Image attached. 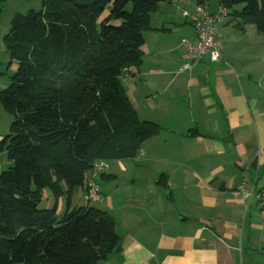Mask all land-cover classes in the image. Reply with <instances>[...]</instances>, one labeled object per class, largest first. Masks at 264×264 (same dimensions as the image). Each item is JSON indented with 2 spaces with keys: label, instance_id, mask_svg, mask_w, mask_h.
Wrapping results in <instances>:
<instances>
[{
  "label": "crops",
  "instance_id": "obj_1",
  "mask_svg": "<svg viewBox=\"0 0 264 264\" xmlns=\"http://www.w3.org/2000/svg\"><path fill=\"white\" fill-rule=\"evenodd\" d=\"M196 6L159 4L143 63L122 80L139 118L161 131L135 158L107 161L99 183L117 185L102 190L103 207H94L114 219L120 245L101 264L264 263L256 196L264 187V37L245 39V26L224 43L222 61L205 57L182 72V41L197 39L183 12ZM218 7L210 0L204 6L211 14ZM231 27L224 25L221 36L231 37ZM242 183L255 193L248 200L235 194ZM85 191L86 184L61 197L57 215L82 207Z\"/></svg>",
  "mask_w": 264,
  "mask_h": 264
},
{
  "label": "trees",
  "instance_id": "obj_2",
  "mask_svg": "<svg viewBox=\"0 0 264 264\" xmlns=\"http://www.w3.org/2000/svg\"><path fill=\"white\" fill-rule=\"evenodd\" d=\"M171 1L44 0L42 10L13 17L4 44L18 69L0 92L14 118L0 141L12 163L0 175V264H101L119 247L110 214L82 206L59 216L56 205L40 208V192L70 196L96 161L135 158L159 134L139 118L122 80L143 63L151 15ZM219 5L226 24L236 19L239 30L253 25L264 37V0Z\"/></svg>",
  "mask_w": 264,
  "mask_h": 264
},
{
  "label": "built area",
  "instance_id": "obj_3",
  "mask_svg": "<svg viewBox=\"0 0 264 264\" xmlns=\"http://www.w3.org/2000/svg\"><path fill=\"white\" fill-rule=\"evenodd\" d=\"M196 31L195 42L182 41L186 49L188 62L183 66L182 72L191 71L195 66L202 63L205 57L211 62H220L224 56V44L221 40L220 29L229 21V13L225 7L219 5L213 14L208 13L202 6H196L194 13L183 12ZM129 77V71H125L123 78ZM109 168L107 161H96L86 177V191L82 197V206L89 207L99 204L103 200L102 188L99 183L101 175ZM235 194L245 200L250 199L255 193L248 190L246 183H242ZM260 204L261 214L264 217V187L256 195ZM264 264V263H262Z\"/></svg>",
  "mask_w": 264,
  "mask_h": 264
},
{
  "label": "rangeland",
  "instance_id": "obj_4",
  "mask_svg": "<svg viewBox=\"0 0 264 264\" xmlns=\"http://www.w3.org/2000/svg\"><path fill=\"white\" fill-rule=\"evenodd\" d=\"M44 0H0V92L8 88L11 84V78L16 73L18 69V64L16 62L11 63V58L9 53L7 52L4 44V37L9 33L11 28L12 19L16 14L27 15L30 11H40L43 7ZM210 3L213 6L219 5V0H210ZM128 11L132 10V5L127 7ZM109 11H106L104 15L101 17L100 21H102L107 15ZM230 18V17H229ZM232 27L228 29V32L231 30L234 33L231 37L227 36L224 33V36H221V40L224 43L230 41H234L239 35V28L235 27L240 21L231 18ZM118 24V23H115ZM248 31L245 39L250 40L252 43H256L255 38L258 36H263L257 32V29L253 25H247ZM243 39V36H241ZM244 40V39H243ZM242 40V41H243ZM14 118L7 114L3 108L0 106V141L3 140L9 133L10 127L13 123ZM12 166V163L8 160L7 154H0V175L4 171H8ZM111 166V164H110ZM101 182L102 190L108 191V189H112V187H116L117 182H113L110 186H106L107 182ZM122 189V188H121ZM123 191V189L121 190ZM109 193H106V196ZM42 202L40 204L41 209H53L57 203V199L55 194L50 188H44L40 192ZM98 207H103L102 204H97Z\"/></svg>",
  "mask_w": 264,
  "mask_h": 264
}]
</instances>
